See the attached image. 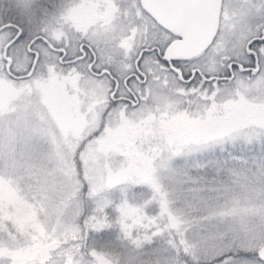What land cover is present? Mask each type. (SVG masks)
<instances>
[{"label": "snow or ice", "instance_id": "snow-or-ice-1", "mask_svg": "<svg viewBox=\"0 0 264 264\" xmlns=\"http://www.w3.org/2000/svg\"><path fill=\"white\" fill-rule=\"evenodd\" d=\"M0 264H264V0H0Z\"/></svg>", "mask_w": 264, "mask_h": 264}]
</instances>
